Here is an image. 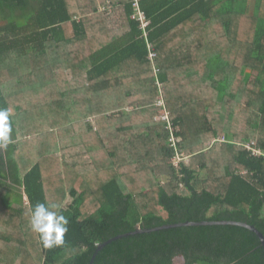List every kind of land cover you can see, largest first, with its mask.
Returning <instances> with one entry per match:
<instances>
[{
    "label": "trees",
    "instance_id": "16d2710c",
    "mask_svg": "<svg viewBox=\"0 0 264 264\" xmlns=\"http://www.w3.org/2000/svg\"><path fill=\"white\" fill-rule=\"evenodd\" d=\"M98 1L124 6L127 32L109 35ZM134 3L0 0V109L12 121L10 91L38 95L35 110L16 109L28 126L16 131L7 169L0 156V264H89L111 237L177 222L237 221L264 235V154L245 146L255 139L264 153V0L254 1L252 14L250 0H139L145 31ZM242 127L246 133L238 134ZM223 128L240 142L211 145ZM177 148L196 156L175 164ZM202 152H226L231 162L200 180L198 166L214 158ZM48 156L57 169L43 163ZM79 158L97 170L84 171L90 175L81 182ZM44 170L65 172L60 187L73 198L61 205L69 222L64 243L50 249L30 227L37 203L62 202L51 201L56 189ZM6 175L25 187L28 206L22 193L14 205ZM177 257L183 264H264V246L243 227L180 226L116 239L93 264H174Z\"/></svg>",
    "mask_w": 264,
    "mask_h": 264
},
{
    "label": "rangeland",
    "instance_id": "374dc122",
    "mask_svg": "<svg viewBox=\"0 0 264 264\" xmlns=\"http://www.w3.org/2000/svg\"><path fill=\"white\" fill-rule=\"evenodd\" d=\"M255 0H250V6H249V14H252V9H253V3H254ZM109 3V2H108ZM101 8H105L104 6L100 5ZM124 6L123 5H116L115 7H110L108 8V11H105V10H101V13H103V16L102 18L106 21V26L108 27L109 29V35L112 37V38H116V37H119L120 35L124 34L125 32L128 31L129 29V24H128V21H127V17L125 16L124 14ZM4 21H1L0 20V25H4ZM253 74V77L256 76V71H252ZM181 95V94H180ZM182 96V95H181ZM159 105H161V103L163 102V98L161 97L160 100H159ZM128 111V110H127ZM166 111L165 109H162L160 112H159V118H163V116L165 115ZM167 114V113H166ZM232 122V121H231ZM240 124H241V121H240ZM227 125V124H226ZM53 125L52 124H49L48 127H52ZM173 127V126H172ZM226 127V126H225ZM239 128V127H236V129ZM243 127L242 129L238 132V134H245L246 132L243 131ZM173 130L174 131H177L179 130V127L177 126L176 129L173 127ZM238 131V130H237ZM54 133H56V131H54ZM249 135V134H248ZM224 136V141L226 142H229V141H235V139L233 138L234 135L233 134H230L229 131L227 130H223L220 132V134L212 139L210 142H211V145L213 144V142L218 139L219 142H223L222 141V137ZM33 137V136H32ZM44 137L48 140H51L53 139L50 135L49 136H46L44 135ZM180 139V138H179ZM182 140V138L180 139ZM255 139H249L247 142H245L246 144L249 142H254ZM51 142V141H49ZM235 142H240V141H235ZM38 146H41V144H39ZM34 148H37L36 145H34ZM177 151H178V157H176V159L174 160L175 162L177 161H180V160H183L185 162H189L190 160H192L193 158H195L196 155H188L186 154L184 151L180 152L181 150H179L177 148ZM206 152V151H205ZM211 156H214V158L212 157V159H209V164H211L210 166H198L197 164H195L193 162V165L194 166H198V170L199 173L198 175L200 176V180H206L207 179V176H208V171H224L225 170V166L227 164H229L231 161H230V158L229 157H225L226 156V152L223 153L220 155L218 154H211V155H206V156H203V152L201 153L200 157H203V158H209ZM73 158V157H72ZM180 158V159H179ZM74 159V158H73ZM172 164H174L173 160H171ZM77 163V161H76ZM95 179V178H94ZM164 179V180H163ZM168 177H160V183L161 184H169V180H167ZM90 184H95V183H90ZM177 183L176 182H172L171 185H176ZM181 187V186H180ZM52 188H55V187H52ZM56 191H53L52 190V196L55 198V199H51L52 200H56L57 201H62L61 204L63 207H67L70 203V201L73 199L71 194H70V191L69 189L67 188H64V187H60V188H55ZM83 189H85V186L83 187ZM153 198H149V202H153L152 200ZM25 204L24 205H27L28 206V200H24ZM19 207V206H18ZM173 263L174 264H183V260L181 257H177L173 260Z\"/></svg>",
    "mask_w": 264,
    "mask_h": 264
},
{
    "label": "crops",
    "instance_id": "0c3cea01",
    "mask_svg": "<svg viewBox=\"0 0 264 264\" xmlns=\"http://www.w3.org/2000/svg\"><path fill=\"white\" fill-rule=\"evenodd\" d=\"M100 3L98 1V13L101 12V10H105V11H108V8H101L100 7ZM1 20V19H0ZM1 21H4V20H1ZM5 23V21H4ZM6 25V23L4 25H0V28L1 27H4ZM12 57L15 59V54L12 55ZM19 57L16 58V62H19ZM0 71H1V68H0ZM5 72L8 76L12 77L11 73H12V70H8L7 71H3ZM8 91V90H7ZM9 92V91H8ZM15 97H16V103L14 105H12V108H14L12 110V121H9L10 122V125H11V128H12V131H11V142L7 145V147H0V156H2L4 159H5V168L7 169V156L8 154L14 152V149L17 147L18 145V140H17V135H16V131H18L21 127H27L28 126V123H27V118H22L21 116H18L16 115V109L17 108H31L32 110H35L38 102H37V97L38 95L35 94V92L33 93L31 90H23V89H20V88H16V89H13L12 91H10ZM3 94H6L5 92H3ZM18 99V100H17ZM18 105V106H17ZM17 106V107H16ZM60 106V105H59ZM10 118V117H9ZM67 137H64L65 140ZM28 139H31V138H28ZM67 142V141H65ZM34 149L35 148H31L30 149V153L32 156H33V153H34ZM30 154H28V156H31ZM73 157V156H72ZM68 158L70 160V162L72 163L73 162V158ZM37 159H40V158H37ZM46 159H48L49 161V164L51 165V169H57L58 168V162H56V160H49V156L45 158V160L43 161V163L46 161ZM28 162L32 163L30 160H28ZM28 163V164H30ZM76 164V169L77 171H75L74 174H76V177H77V182H81V179L84 178V176H89L90 173H88L87 175L84 174V171H95L96 169H92V170H88V169H84V166H83V160L82 158H79L77 163ZM97 171V170H96ZM8 172V171H6ZM44 176L47 178L48 182L51 184L50 187H55V188H60L61 186V183H62V176L65 175V172L62 174L60 172L59 174V171L58 170H44ZM44 178V179H46ZM6 180L8 182L7 184V189L9 190V197L11 200H13L14 202V205L15 206H20L21 203L17 202L16 201V198H18L19 196V193H22L23 194V199L24 200H28V195L25 193V187L24 186H20L14 182H12V179H10L9 176L6 175ZM5 180V181H6ZM79 184H77L76 186H78ZM85 186V184H83L82 182V191L84 190L83 187ZM25 202V201H24ZM23 202V204H25Z\"/></svg>",
    "mask_w": 264,
    "mask_h": 264
},
{
    "label": "clouds",
    "instance_id": "9594fccd",
    "mask_svg": "<svg viewBox=\"0 0 264 264\" xmlns=\"http://www.w3.org/2000/svg\"><path fill=\"white\" fill-rule=\"evenodd\" d=\"M9 115L7 109H0V147H7L11 142ZM68 223L59 203H37L31 212L30 227L39 234L44 248L50 249L64 243Z\"/></svg>",
    "mask_w": 264,
    "mask_h": 264
},
{
    "label": "water",
    "instance_id": "95a60500",
    "mask_svg": "<svg viewBox=\"0 0 264 264\" xmlns=\"http://www.w3.org/2000/svg\"><path fill=\"white\" fill-rule=\"evenodd\" d=\"M226 225H231V226H238V227H243V228H246V229H249L250 231H252L253 233H255L262 241L263 243V246H264V235L254 226L252 225H249L247 223H243V222H237V221H220V222H217V221H214V222H209V221H205V222H182V223H169V224H164V225H161V226H156V227H153V228H147V229H143V228H138L134 231H131V232H128V233H124V234H120L118 236H114V237H111L110 239L102 242V243H99L97 244L93 254H92V257H91V260L89 262V264H93L94 263V260H95V257H96V254L105 246L107 245L108 243L116 240V239H119V238H122V237H126V236H129V235H134V234H137V233H144V232H151V231H158V230H161V229H168V228H174V227H180V226H194V227H198V226H226Z\"/></svg>",
    "mask_w": 264,
    "mask_h": 264
},
{
    "label": "built area",
    "instance_id": "2783aa9c",
    "mask_svg": "<svg viewBox=\"0 0 264 264\" xmlns=\"http://www.w3.org/2000/svg\"><path fill=\"white\" fill-rule=\"evenodd\" d=\"M134 7L136 9V16H138L139 19H140L141 27L145 31V29L149 26V21L145 18L146 17L145 14L140 9L139 0H135ZM146 36H147V34L145 32V37ZM154 57H155V55L153 53H151L150 54V59L153 60ZM161 104L163 105V102ZM161 119H163V120L167 119L166 113L163 116V118H161ZM222 141H224V136L222 137ZM245 146L250 151L251 155L262 156L264 154L263 151L261 150V148H259L257 146V142L256 141L251 142V143L248 142ZM176 157H178V154L173 158V160H175ZM177 162H175V164H177Z\"/></svg>",
    "mask_w": 264,
    "mask_h": 264
},
{
    "label": "bare ground",
    "instance_id": "6f19581e",
    "mask_svg": "<svg viewBox=\"0 0 264 264\" xmlns=\"http://www.w3.org/2000/svg\"><path fill=\"white\" fill-rule=\"evenodd\" d=\"M146 18V17H145ZM147 19V18H146ZM138 20L140 21L139 17H138Z\"/></svg>",
    "mask_w": 264,
    "mask_h": 264
}]
</instances>
